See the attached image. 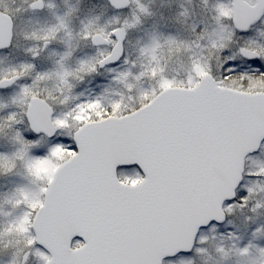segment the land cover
I'll return each mask as SVG.
<instances>
[{
  "label": "snow or ice",
  "instance_id": "snow-or-ice-1",
  "mask_svg": "<svg viewBox=\"0 0 264 264\" xmlns=\"http://www.w3.org/2000/svg\"><path fill=\"white\" fill-rule=\"evenodd\" d=\"M6 62L0 264H264V0H0Z\"/></svg>",
  "mask_w": 264,
  "mask_h": 264
},
{
  "label": "flooded vegetation",
  "instance_id": "flooded-vegetation-1",
  "mask_svg": "<svg viewBox=\"0 0 264 264\" xmlns=\"http://www.w3.org/2000/svg\"><path fill=\"white\" fill-rule=\"evenodd\" d=\"M27 20L26 16L23 17H19L16 20V31H22L25 30L26 28H28L29 26L25 23V21ZM20 24H22V26L20 27Z\"/></svg>",
  "mask_w": 264,
  "mask_h": 264
},
{
  "label": "rangeland",
  "instance_id": "rangeland-1",
  "mask_svg": "<svg viewBox=\"0 0 264 264\" xmlns=\"http://www.w3.org/2000/svg\"><path fill=\"white\" fill-rule=\"evenodd\" d=\"M19 3V0H17V4ZM10 7H14L15 5H9ZM22 26V24H20V27ZM12 59V57L10 56L9 57V60H11ZM0 66H7V62L5 63V65H0ZM10 181H0V183H5V184H7V183H9ZM11 182H15V178H12V181Z\"/></svg>",
  "mask_w": 264,
  "mask_h": 264
}]
</instances>
